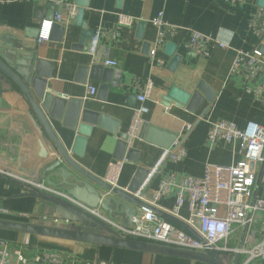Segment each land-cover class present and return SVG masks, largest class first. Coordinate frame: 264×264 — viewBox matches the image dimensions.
Returning a JSON list of instances; mask_svg holds the SVG:
<instances>
[{
	"label": "crops",
	"instance_id": "0c3cea01",
	"mask_svg": "<svg viewBox=\"0 0 264 264\" xmlns=\"http://www.w3.org/2000/svg\"><path fill=\"white\" fill-rule=\"evenodd\" d=\"M46 1L56 3L58 0L0 2V42L8 39L13 41L22 37L25 28L38 26L33 18L35 7ZM256 1L248 0L244 7H231L217 0H89L83 19L88 27L96 28L95 33L99 37L94 55L88 52L92 37L82 47H78L82 28L75 18L67 20L65 3H62L59 13L66 20L62 40H51L50 33L49 39H42L41 35L36 40L27 39L32 45L38 46L39 58L52 63V77L48 79L47 86L54 94L80 99L83 108L107 114L118 121L116 134L93 127L84 155L77 158L78 164L104 180L109 164L115 161L116 141L118 138L126 140L133 110L139 105L137 95L148 80L152 82V88L144 103L148 108L142 116L144 122L175 132L186 150V156L181 161L167 160L163 164L160 173L148 184V193L157 188L159 179L166 174L202 176L206 164L229 165L239 160V142L222 140L211 144L208 131L212 122L220 120L233 122L240 130H244L249 123L264 126V93H261L260 99L254 94L256 86H264V83L260 79L248 82L241 75L232 73L238 53L253 51L259 41L260 34L253 33L250 27L251 14L258 8ZM68 3L73 4V1L69 0ZM158 12H163L164 18L175 26V32L168 41L177 45L175 53L182 57L174 72L168 69L171 57L163 52L165 44L162 47L154 45L158 28L151 20ZM120 15L130 17L133 22L120 26ZM139 22H144L141 37L138 35ZM193 31L209 36L225 44V47L213 43L207 55L196 54L185 46ZM146 44H149L147 48ZM151 50H155V55L165 60V67L158 72L150 64ZM105 60H116L119 65L117 68L104 66ZM93 64L112 68L119 76L117 85L109 86L105 94L100 90L101 81L89 78L90 72L85 83L77 81L78 68L84 66L90 69ZM200 81L214 90L216 96L212 104L203 99L195 113L173 103L162 105L159 96L171 86L192 92ZM89 86L96 88L94 94L88 93ZM51 123L64 146L71 148L75 133L63 128L61 123ZM187 125H191L189 130L186 129ZM66 133L69 134L68 138L64 137ZM130 147L138 151V158L136 162L123 161L117 186L122 189L128 187L137 168L150 170L163 150L140 138L134 139ZM56 156L55 149L35 121L24 96L0 72V166L22 177H40L45 164ZM51 180L61 182L58 175H51ZM174 205L175 197L170 195L160 198L155 208L170 213ZM0 206L12 211L8 216L0 214V218L45 224H54L56 219L53 217V206L30 196L19 183L1 174ZM110 206L113 204L110 203ZM21 213L24 215H19ZM102 214L106 216L103 211ZM177 215L173 216L178 220L188 216L187 204L177 210ZM115 216L117 221H126L124 215ZM0 238L23 247L55 250L86 261L99 259L118 264L112 259L113 255L118 254L134 257L135 264H204L185 258L110 247L96 248L1 229ZM227 258H224L226 264L229 262Z\"/></svg>",
	"mask_w": 264,
	"mask_h": 264
},
{
	"label": "built area",
	"instance_id": "2783aa9c",
	"mask_svg": "<svg viewBox=\"0 0 264 264\" xmlns=\"http://www.w3.org/2000/svg\"><path fill=\"white\" fill-rule=\"evenodd\" d=\"M18 0H0L1 3ZM219 3L231 7H244L248 0H217ZM66 17L75 18L77 7L63 0ZM56 22L65 20L62 13L54 16ZM42 39H49L52 20H45ZM66 22V20H65ZM119 25H129L133 20L120 15ZM151 23L158 28V37L154 45L162 47L172 37L175 26L163 16V12L152 18ZM250 27L253 33L261 35L264 32V9L258 7L251 14ZM213 43L224 48L225 44L216 42L209 36L193 31L185 42L188 50L196 54L207 55ZM99 45L98 34L91 38L88 52L95 54ZM150 64L155 71L165 67V60L155 55V50L149 53ZM104 66L118 67L116 60H105ZM232 73L239 74L248 82L258 81L264 74V56L255 48L251 52H239L232 66ZM152 88L148 80L137 95L139 105L133 110V117L127 133L128 145L138 138L144 123L143 114L148 111L145 100ZM96 88L89 86L88 93L94 94ZM264 93V86L259 84L254 94L260 99ZM191 125H187V130ZM208 140L211 144L219 141L239 142L240 159L233 164H206L202 176L166 174L159 179L157 188L148 193L143 190L160 173L167 160L181 161L186 156L182 142L177 138L169 148H164L154 166L135 195L151 207H156L162 197L174 196L175 205L170 211L177 215V210L187 204L188 216L181 220L194 232L178 227L173 222L160 216L152 208L142 206L130 223L117 221L102 214L99 207L90 208L76 201L70 195L53 186H50L40 177H22L14 171L0 166V174L19 183L27 192L29 189L41 190L47 194L64 197L77 204L87 212L106 221L121 236L158 243L188 250L209 253L215 251L224 256L232 264L238 256L236 264H264V126L249 123L244 130L237 128L235 123L220 120L212 122L208 131ZM263 163L258 191L253 198L256 178ZM123 161H113L108 166L104 181L117 187ZM0 214L11 215L12 211L0 206ZM19 215H24L23 213ZM53 223L71 225L68 220L55 219ZM225 260V259H224ZM0 264H114L104 260H82L75 256L64 255L50 249H31L28 246L10 242L0 238Z\"/></svg>",
	"mask_w": 264,
	"mask_h": 264
},
{
	"label": "water",
	"instance_id": "95a60500",
	"mask_svg": "<svg viewBox=\"0 0 264 264\" xmlns=\"http://www.w3.org/2000/svg\"><path fill=\"white\" fill-rule=\"evenodd\" d=\"M68 2L69 0H63ZM78 6L75 19L81 26L78 47H82L87 39L93 37L95 27H88L83 19L89 0H72ZM121 2L122 0H118ZM62 4L56 5L53 1H46L43 5L35 7L34 20L38 23L36 27H27L22 37L0 42V72L14 84L28 103L30 112L34 116L38 126L43 130L46 138L51 142L57 156L42 168L40 178L46 183L59 190L65 191L76 201L90 208L99 207L106 213L108 218L116 219L115 215H124L125 222L130 223L142 206L152 208L164 217L179 223L187 230L197 236L182 220H178L168 212H161L151 207L135 195L145 180L148 170L137 168L134 177L126 189L114 187L103 179L92 175L83 169L77 162L82 158L88 138L91 136L93 127L97 126L116 134L118 121L107 114L83 108V101L75 98H67L63 94H54L48 88V79L52 77V63L38 57V46L32 45L27 39H38L45 28V20H52L50 39L61 41L65 32V20L56 22L55 14L59 13ZM256 5L264 9V0H257ZM144 22L138 23V35L141 37ZM149 44H146L145 48ZM177 45L168 41L164 47V54L171 57L168 69L174 72L181 60V55L175 53ZM256 49L264 56V32L260 35ZM77 81L85 83L87 75L89 78L101 81L100 90L105 94L109 86H116L119 76L112 68H106L101 64H93L90 69L81 66L78 68ZM264 83V74L260 78ZM215 92L204 81L196 84L192 92L186 91L178 86H171L166 93L159 97L162 105L169 106L173 103L179 107H185L187 111L195 113L203 99L212 104ZM52 121L61 123L66 130L75 133L71 148L64 146L52 127ZM65 138L69 137L66 133ZM175 132L144 122L138 138L161 148H169L177 139ZM48 156V154H47ZM138 151L130 147L126 140L118 138L114 150L115 161L136 162ZM263 163L256 178L255 197L260 184V176ZM50 173V174H48ZM51 175H58L61 182L51 180ZM62 183V184H61ZM147 187L143 190L146 192ZM28 194L43 200L53 206V217L60 220H68L71 225L45 224L32 221H21L0 218V229L18 233L36 235L49 240H64L82 245H91L96 248L110 247L132 251H140L151 254L165 255L171 257L185 258L204 264H226L224 256L215 251L209 253L188 250L158 243L141 240L128 239L121 236L106 221L87 212L82 207L68 199L47 194L41 190L29 189ZM110 203L113 206H110ZM238 256H235L232 264H236Z\"/></svg>",
	"mask_w": 264,
	"mask_h": 264
},
{
	"label": "rangeland",
	"instance_id": "374dc122",
	"mask_svg": "<svg viewBox=\"0 0 264 264\" xmlns=\"http://www.w3.org/2000/svg\"><path fill=\"white\" fill-rule=\"evenodd\" d=\"M122 250H125V249H122ZM112 259H113V262L118 263V264H135V258L130 257V256H120L118 254H115L113 255Z\"/></svg>",
	"mask_w": 264,
	"mask_h": 264
},
{
	"label": "trees",
	"instance_id": "16d2710c",
	"mask_svg": "<svg viewBox=\"0 0 264 264\" xmlns=\"http://www.w3.org/2000/svg\"><path fill=\"white\" fill-rule=\"evenodd\" d=\"M33 249H39V248H35V247H34Z\"/></svg>",
	"mask_w": 264,
	"mask_h": 264
}]
</instances>
